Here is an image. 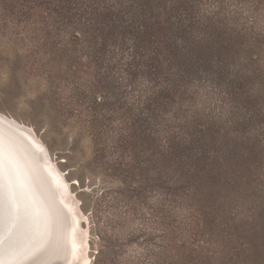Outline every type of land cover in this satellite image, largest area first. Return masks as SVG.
Instances as JSON below:
<instances>
[{
  "label": "trees",
  "instance_id": "obj_1",
  "mask_svg": "<svg viewBox=\"0 0 264 264\" xmlns=\"http://www.w3.org/2000/svg\"><path fill=\"white\" fill-rule=\"evenodd\" d=\"M228 2L264 16L262 0H0V32L83 82L98 161L157 199L165 235L146 264H241L251 231L264 254L235 222L209 249L235 198L264 216V43Z\"/></svg>",
  "mask_w": 264,
  "mask_h": 264
},
{
  "label": "rangeland",
  "instance_id": "obj_2",
  "mask_svg": "<svg viewBox=\"0 0 264 264\" xmlns=\"http://www.w3.org/2000/svg\"><path fill=\"white\" fill-rule=\"evenodd\" d=\"M247 1L250 0H243ZM261 3H264V0ZM237 5L228 2L232 11L239 10L242 13L245 22L249 24L248 28L253 26L254 36L264 43V16L260 15L257 23L251 24L255 21H251L254 19L253 15L248 13L244 5L239 9L240 4ZM31 47L29 35L16 36L10 31L0 32V113L35 129L44 142L39 150L46 152L53 167L50 169L52 174L48 173L50 178L62 171L60 179L57 175L54 179L51 178L54 180L52 185L56 188L58 182L57 186L63 184L60 185L61 189L69 187L74 192L76 210L82 209V220L85 221L86 227L84 228L82 220L78 225L74 221L75 215L80 211L74 212L75 206L71 208L72 204L56 195L57 201L62 200L69 212L73 211L68 214L58 204L61 209L59 212L65 216L69 215V218L65 219L71 223L68 222L65 227L70 228L72 233L78 227L91 234L90 264H146L148 251L155 249L156 245H161V237L165 235V228L156 225L154 220L157 222V216L151 211L158 205L157 199L146 203L143 191L136 192L130 185L124 186L120 183L108 165L110 160L98 161V144L88 133V111L81 100L83 82H74L73 79L67 78V69L61 65L49 63L48 59H35L36 52ZM263 48L262 45L264 58ZM46 53L48 52L39 55L40 58ZM262 141L264 145V138ZM262 151L264 152V148ZM52 160L55 164L51 163ZM259 177V189L264 190V171ZM155 195L148 194L151 198ZM234 202L233 206L226 207L224 217L229 221L218 222L217 228H213L216 241L210 243L209 249L212 251L217 250V239L228 236L227 227L230 224L232 226L234 222L237 225H247L248 231L257 230L259 243H264V216L259 214V204L255 197L250 195L244 199L235 198ZM180 217H183L182 213L175 214V218L180 221L177 227L184 224ZM181 232H185L183 227ZM244 236L246 243L243 248L247 250L241 257V264H264V254L255 253L250 246L256 236L254 232H248ZM67 250L66 245L52 253L57 257L55 262L63 257Z\"/></svg>",
  "mask_w": 264,
  "mask_h": 264
},
{
  "label": "bare ground",
  "instance_id": "obj_3",
  "mask_svg": "<svg viewBox=\"0 0 264 264\" xmlns=\"http://www.w3.org/2000/svg\"><path fill=\"white\" fill-rule=\"evenodd\" d=\"M43 143L44 142L42 141V139H40L39 135H37L33 127L28 126L22 122L12 120L11 118L5 117L0 113V144L1 146L8 147L12 151V156L10 157L14 161H5V164L7 166L6 169L8 172L7 174L5 169L2 168L3 166L0 165V187L4 190H7V192L13 191L7 183L6 177L8 176V180H12L11 182H14V184H19L20 182L22 183V181H24L26 184L27 181V184H29L32 193L35 194V196L31 195V198H28L34 203V206H36L38 210V214L37 216H35V221L39 220L40 218V227H37L35 229V226H33L32 230L30 231H33V233L31 234L34 235L32 237V240H27L23 243L22 246L20 245L21 247L18 246L19 244L15 245L14 242L8 241L7 243V239L4 238L5 235H2V239L4 238L3 245L5 247H8L5 251V254L0 257V264H45L48 262L47 257L49 255L51 256V254L55 253L56 250H60V247L61 249H63L66 245L68 248L66 254L58 259L57 262L54 261V264H90L92 260V248L91 240H89V237H91V234H87L88 231L84 229L86 227V223L84 220H82L84 218V216L82 215V209L79 210L80 212L76 210L77 206H75L76 202L73 198V196H75L73 195L74 192L70 190L69 187H63L61 189V186H63V184L61 185L59 182L61 186H57L58 182H56V188H54L56 191V195H58L57 197L63 198V200L65 199L68 203L72 204L70 206L71 208L75 206V209H73V211L75 210L74 212H79L81 214L79 215V213H77L75 215L77 220L73 218L75 223H77L76 225H78L81 220L84 223V228L79 229L77 227L76 230H73V234L72 230H69L70 228L68 229L65 227V225H68L69 222H66L67 220L65 218H69V215L67 214V217L65 216V214L62 215L63 213L59 212L61 210L58 208L59 203L56 202L57 200H52V182H54V180H52L51 178L54 179V177L58 176L57 178L60 179L62 171H60V173L57 170L59 172L55 174L57 176L52 175V177L50 178V174H52L50 172V169L52 166L48 161L49 156L47 158L46 152L44 150L42 152L39 150V147L42 146ZM19 147L23 150V159L20 158V155H18V153L14 151ZM51 163H54V161L52 160ZM1 170H3L2 173L4 175L1 173ZM21 171L25 173L24 178L19 177L21 175ZM49 172L50 174L48 175ZM4 176H6V181L4 179ZM29 187L27 190H29ZM15 200L24 203V200L21 199V197L15 198ZM9 203V201L3 199L2 193L0 192V211L8 208L7 211L11 213ZM41 209L42 212L40 213ZM51 209L55 210L57 212V215H54ZM72 212H70V214ZM56 216H62L65 220V223L61 225V222L58 221V218ZM18 223L19 222L18 220L16 221V219H10L8 220V222L6 221V224L2 222V224H5L4 226L10 224L14 227H20ZM9 248L10 250L11 248H13V251L10 254L8 253L10 252Z\"/></svg>",
  "mask_w": 264,
  "mask_h": 264
},
{
  "label": "water",
  "instance_id": "obj_4",
  "mask_svg": "<svg viewBox=\"0 0 264 264\" xmlns=\"http://www.w3.org/2000/svg\"><path fill=\"white\" fill-rule=\"evenodd\" d=\"M16 150H14V151L16 153H18V155H20L19 156L20 158L23 159V155H22L23 150L20 149V147L18 149L16 148ZM11 152L12 151L8 147L1 146V144H0V165L3 166L2 168L5 169L6 174L8 172L6 169L7 166L5 164V161L10 162L12 160V158L10 157V156H12ZM2 171L3 170H1V173H2ZM5 177L6 176H4V179H5ZM19 177L24 178L25 173L23 171H21V175ZM6 178H7L8 185L12 188L13 191L7 192V190H4L0 187V192L2 193L3 199L10 202L9 208L11 209L10 211L12 214L7 211L8 208H5L3 211H0V219H1L0 220V245H1L0 246V257H2L3 254H5V251L8 247V246L5 247L3 245L4 244V238L7 239V243H8V241L14 242L15 245L19 244L18 246L21 247L23 245V243L26 242L27 240H32V237L34 236L33 234H31V233H33V231L30 232L32 230V227L35 226V229L37 227H40L39 226L40 218H39V220L35 221L36 220L35 216H37L38 210H37L36 206H34V203L28 199V198H31V195L35 196V194L32 193V190L30 189L29 184H27V181H26V184L24 181H22V183L20 182L21 183V185H20V183L14 184V182H11L12 180H8L9 176ZM5 181H6V179H5ZM53 186L54 185H52V187ZM28 187H29V190L31 192L29 190H27ZM54 189L55 188L53 187L52 200L55 201V200H57V197H56V191ZM18 197H21V199L24 200V203L15 200V198H18ZM56 202L59 203L61 208L66 213L70 214L69 208L62 203V200L59 199ZM51 211H52V213H54V215H57V212L55 210L51 209ZM41 212H42V209L40 210V213ZM56 217L58 218V221L61 222V225L65 223V220L63 219L62 216H60V217L56 216ZM10 219L11 220L16 219V221L18 220V222H19L18 224L20 225V227H18V226L14 227L10 224L7 226H4L6 224V221L8 222V220H10ZM2 222H4L5 224H2ZM2 235H5V237L3 239H2ZM1 239H2V241H1ZM10 247H12V246H10ZM27 247H29V246H27ZM9 251L10 252H8V253L10 254L13 251V248H11V250L9 248ZM55 257H56L55 254H51V256L49 255V257H48L49 260H47L48 262L45 264H50L51 262H54L56 260Z\"/></svg>",
  "mask_w": 264,
  "mask_h": 264
}]
</instances>
